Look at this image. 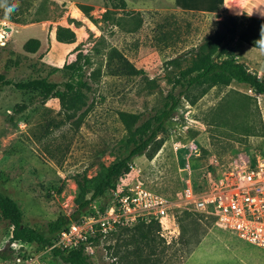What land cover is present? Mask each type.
<instances>
[{
  "label": "rangeland",
  "instance_id": "1",
  "mask_svg": "<svg viewBox=\"0 0 264 264\" xmlns=\"http://www.w3.org/2000/svg\"><path fill=\"white\" fill-rule=\"evenodd\" d=\"M125 1L126 9L105 0H0V75L12 84L40 77L62 84L72 73L67 69L51 74L53 69L77 64L92 88L80 111L73 113L59 100L43 104L37 92L0 85V191L19 204L24 224L40 233L62 216L75 221L111 204L107 194L80 209L77 176L94 179L119 157L117 148L127 136L119 112L148 117L161 110L172 89L165 80V62L200 45L227 16L236 17L228 11L239 0ZM243 1L245 16L236 17V34L223 46L264 80V23L252 21V0ZM258 2L264 16V0ZM164 24L173 39L160 53L154 36ZM59 27L72 29L76 43H59ZM32 39L41 43L34 55L25 51ZM113 48L145 74L108 76L107 57ZM94 72L98 77L91 80ZM161 138L164 145L153 159L135 160L130 179L139 178L174 197L186 175L174 151L177 144L199 147L201 155L191 163L197 180L215 159L228 161L240 152L264 157V95L234 83L212 90L195 105L183 101ZM175 215L180 235L171 244L161 237L160 225L141 222L95 243L89 256L94 264H184L196 252L188 264H264V250L239 240L216 219L189 225L184 211ZM11 237L12 229L0 215V251ZM49 264L64 263L52 258Z\"/></svg>",
  "mask_w": 264,
  "mask_h": 264
},
{
  "label": "trees",
  "instance_id": "2",
  "mask_svg": "<svg viewBox=\"0 0 264 264\" xmlns=\"http://www.w3.org/2000/svg\"><path fill=\"white\" fill-rule=\"evenodd\" d=\"M105 1L112 3L118 9L127 8L125 0ZM88 11L87 8L84 9V12ZM252 21L264 23L257 19ZM220 25L219 30L205 38L200 45L165 62V80L172 86V89L167 94L166 102L161 110L148 117L119 112V120L127 131V136L117 148L119 157L110 166L102 167V171L94 179H89L85 174L77 176V185L83 199L80 209H86L94 202L103 200L111 190L116 189L120 180L134 170V163L138 157L146 156L150 160L154 158L164 145V140L161 137L166 133L167 125L175 118L183 101L195 105L212 90H224L234 83L246 85L255 94L264 95V80H260L245 63L239 61L223 46L228 37L236 34L238 19L227 16ZM76 39V33L72 29L64 27L57 29L56 40L59 43L72 45L76 43ZM172 39L173 36L167 30V24L160 25L154 36L158 51L163 53ZM241 39L244 40L245 37L242 35ZM40 48L41 43L35 39L29 40L25 44L26 53L31 55L38 53ZM80 60L81 56L78 58V62ZM67 69L72 73L71 79L62 84L52 82L48 77L12 84L5 75H0V85H14L18 91L25 93L37 92L43 104L51 99L59 100L67 111L75 113L80 111V106L85 102V93L91 91L92 88L83 67L77 66V64L68 66V68H54L51 74ZM105 73L111 77H139L145 74L116 48L110 50L108 54ZM92 77L97 78L98 76L94 72L91 75V80ZM74 115H70V118H73ZM109 205L100 208V211L103 212ZM184 214L187 220L191 219L189 225H198V221L201 219H211L215 222V218L212 216L188 211H184ZM0 215L12 229V237L8 246L0 251V259L12 257L14 250L10 246L13 243L34 245L38 252L50 245L53 239L61 231L67 229L72 222L80 220L74 221L70 217L62 216L49 223L45 234L40 233L24 224V216L19 204L2 191H0ZM201 240L198 241V244ZM53 258H59L64 264H94L83 247L69 252L55 251Z\"/></svg>",
  "mask_w": 264,
  "mask_h": 264
},
{
  "label": "built area",
  "instance_id": "3",
  "mask_svg": "<svg viewBox=\"0 0 264 264\" xmlns=\"http://www.w3.org/2000/svg\"><path fill=\"white\" fill-rule=\"evenodd\" d=\"M199 150L193 143L175 145L186 174L176 196L157 192L139 178L131 180L130 173L108 193L112 202L103 212L94 208L38 252L30 250L31 245L13 243L12 257L0 259V264H49L55 251L81 247L90 255L95 243L119 228L141 222L158 223L161 237L171 244L180 235L175 214L182 211L212 216L239 240L264 250V157L252 158L240 152L228 161L215 159L197 180L191 163L201 155Z\"/></svg>",
  "mask_w": 264,
  "mask_h": 264
},
{
  "label": "crops",
  "instance_id": "4",
  "mask_svg": "<svg viewBox=\"0 0 264 264\" xmlns=\"http://www.w3.org/2000/svg\"><path fill=\"white\" fill-rule=\"evenodd\" d=\"M252 3V4H251ZM250 4L251 5H253V8L250 10V11H252L253 13H252V15H250L251 17H253V18H256V19H264V16L263 15H261V13H259V8H258V6L260 5V3L258 2V0H252L251 2H250ZM243 5H247V4H245V1H243V0H239V1H237L235 4H232V9L231 10H229L228 12H229V14H231V15H233V16H236V17H241V16H245V14H244V10H245V7L244 8H242V6ZM243 9V10H242ZM242 11V12H241ZM73 45V44H72ZM69 46V45H68ZM196 253V252H195ZM195 253H193V255L195 254ZM193 255L192 256H190L185 262H184V264H188L189 263V261H190V259L193 257Z\"/></svg>",
  "mask_w": 264,
  "mask_h": 264
},
{
  "label": "water",
  "instance_id": "5",
  "mask_svg": "<svg viewBox=\"0 0 264 264\" xmlns=\"http://www.w3.org/2000/svg\"><path fill=\"white\" fill-rule=\"evenodd\" d=\"M8 32L10 31V30H7Z\"/></svg>",
  "mask_w": 264,
  "mask_h": 264
},
{
  "label": "bare ground",
  "instance_id": "6",
  "mask_svg": "<svg viewBox=\"0 0 264 264\" xmlns=\"http://www.w3.org/2000/svg\"><path fill=\"white\" fill-rule=\"evenodd\" d=\"M1 42V41H0Z\"/></svg>",
  "mask_w": 264,
  "mask_h": 264
}]
</instances>
